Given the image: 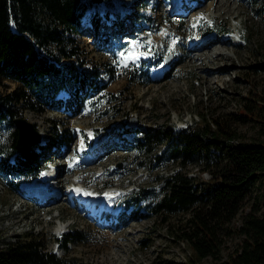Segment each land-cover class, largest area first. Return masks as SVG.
I'll return each mask as SVG.
<instances>
[{"label":"rangeland","instance_id":"374dc122","mask_svg":"<svg viewBox=\"0 0 264 264\" xmlns=\"http://www.w3.org/2000/svg\"><path fill=\"white\" fill-rule=\"evenodd\" d=\"M175 1L111 0V11L118 13V17L112 16L105 29L124 30L118 47L115 46L112 52L95 47L91 22L89 18L82 21V34L78 39L89 58L98 63H109L117 71V79L107 90V93L115 92L117 100L113 104L115 106H107L109 110L105 116L84 114L69 119L53 111L42 115L23 107L19 111L36 125L44 140L50 135L49 119L62 118V126L69 127L74 133V143L66 146L67 151L61 156L52 155L51 163L55 162L69 182L75 180L92 191L96 188L101 190L104 181L120 187L124 194L113 205L121 212L112 217V222L96 223L91 210L68 204L63 193L57 202L40 206L35 200L24 199L21 195L23 191L14 189V182L7 181L0 173V250L33 232L42 235L48 247L62 255L55 238L71 229H79L85 232V241L69 245L68 256L74 259L75 264H182L190 258L189 245L178 240L175 233L187 216L183 213H156L161 199L157 196V178L176 170L172 160L156 165L148 158L146 161L142 159V155L133 149H114L94 162H86L83 157L84 144L94 142L93 147L88 149L90 152L96 144L105 140L94 141L93 129L110 134L108 145L111 146V142L119 137L118 130L126 128L128 117L136 121L131 137L138 138L147 129L172 127L179 130L191 124L204 111L213 114L237 113L247 97L256 98L264 94V0H259L257 5L256 0H232L228 6L222 7L215 5L217 0H183V14L174 12ZM98 5L101 14H104L106 1ZM229 7L236 13L230 14ZM212 24L216 29L227 28L231 33L208 34L207 38L216 41L210 47L200 49L211 57L218 54L213 53V48H222L230 54L231 60L219 59V64L227 70L211 73V82L203 83L195 66L182 56L191 51L199 53L195 49L202 40L198 38ZM133 41L136 43L133 44ZM232 41L236 42V46ZM121 52L135 53V59L121 58ZM169 56L172 61L167 64ZM134 65L142 66L144 71L149 67L153 70L150 83H129V71ZM17 86L5 81L0 86V93H10ZM258 91L260 95L256 94ZM14 129L0 130L2 143L12 142ZM239 130L248 137L254 135L250 123L239 126ZM163 149L161 147L159 151ZM90 158L95 160V157ZM221 165V158L215 151L196 158L184 171L200 182L212 175L210 171L200 173L201 170L209 167L214 171ZM141 188L148 191V198L127 208V203L131 202L129 198ZM253 204L254 198L250 197L242 210L247 212ZM240 227V214L230 224L219 227L222 259L233 252L243 238L239 234ZM219 263L212 257L202 262Z\"/></svg>","mask_w":264,"mask_h":264},{"label":"trees","instance_id":"16d2710c","mask_svg":"<svg viewBox=\"0 0 264 264\" xmlns=\"http://www.w3.org/2000/svg\"><path fill=\"white\" fill-rule=\"evenodd\" d=\"M105 1L106 9L101 14L100 6L91 0H0V86L5 81L18 84L12 92L0 93V130L15 127L14 120L23 117L19 113L22 107L38 114L65 108L72 115L83 114L87 108L90 113L104 116L107 106H115L117 95L107 90L117 79L116 69L89 58L78 39L81 23L88 17L98 50L112 52L118 46L124 30L105 29L111 14L118 17L111 11V0ZM214 26L206 30L230 34L229 29ZM140 81L151 82L150 67L145 71L140 65L131 67L129 83ZM256 94L260 95L259 91ZM130 118L126 119L127 126ZM50 121L49 139L27 154L17 150L15 129L10 144L0 140V173L7 181L15 182L14 188L23 180L37 177L60 144L69 146L73 141L72 131L62 126V119ZM249 123L254 128L251 137L239 130V126ZM131 130L125 129L127 133ZM94 136L99 137L100 132L95 130ZM134 140L131 149L145 161L148 158L150 163L160 165L168 159L176 164V170L157 178V196L161 199L156 213L187 216L175 231L178 240L191 249L190 258L182 264H202L209 257L219 260V264H264V94L247 97L237 113L204 111L179 130L147 129ZM161 147L164 149L159 151ZM215 151L222 165L214 171L209 167L200 171H210L208 180L199 182L184 171L196 158ZM147 193L145 188L133 193L128 207L146 200ZM250 197L254 204L246 212L242 206ZM238 214L243 238L222 259L219 227L230 224ZM84 236L83 230L71 229L56 237L62 252L59 255L42 240V235L31 232L0 250V264H75L68 256L69 245L84 242Z\"/></svg>","mask_w":264,"mask_h":264},{"label":"bare ground","instance_id":"6f19581e","mask_svg":"<svg viewBox=\"0 0 264 264\" xmlns=\"http://www.w3.org/2000/svg\"><path fill=\"white\" fill-rule=\"evenodd\" d=\"M232 0H217L215 2V5L218 4L219 6H228ZM174 6V5H173ZM174 10V9H173ZM172 11V10H171ZM230 14L236 13L235 10H233L232 7H229ZM216 41L215 39H212L211 37L206 38L204 42H202V45L200 47H197L195 50L199 53H195V51H191L188 54H184L182 56L183 59H187L191 65L195 66L196 71L199 73L200 76H202L201 81L210 83L211 80L209 79V76L211 73H223L227 70V68L222 67L219 64V59H226V60H231L230 54L225 52L222 48H213V53H218L217 55L212 54L211 57H208L205 55V53L201 50L204 47H210L212 43ZM232 44L236 46V42L232 41ZM201 48V49H200ZM208 66H212L211 69L208 68ZM38 193V190H37ZM41 198H45L46 194L44 192L38 193ZM124 194V192L121 191L119 188H114L113 190L107 191L104 195L101 196V201L100 203H103L105 207L111 208L113 204L118 200V198ZM92 208L94 210L100 211L99 207L97 208L94 204H91ZM104 208V207H103ZM112 209H115L112 208ZM97 217L94 218L96 223H99L98 221H101L100 218H98V213Z\"/></svg>","mask_w":264,"mask_h":264},{"label":"water","instance_id":"95a60500","mask_svg":"<svg viewBox=\"0 0 264 264\" xmlns=\"http://www.w3.org/2000/svg\"><path fill=\"white\" fill-rule=\"evenodd\" d=\"M104 0H92L93 3H102ZM172 58L169 56L166 63L169 64ZM17 129V148L20 153L27 154L30 148L41 141V135L32 122L27 119L19 117L14 120ZM132 127L136 126L134 119L130 120ZM123 166V165H121Z\"/></svg>","mask_w":264,"mask_h":264},{"label":"snow or ice","instance_id":"6c2138e0","mask_svg":"<svg viewBox=\"0 0 264 264\" xmlns=\"http://www.w3.org/2000/svg\"><path fill=\"white\" fill-rule=\"evenodd\" d=\"M136 42L133 41V44H135ZM121 58H127V59H135L136 54L135 53H125V52H121L120 53Z\"/></svg>","mask_w":264,"mask_h":264}]
</instances>
